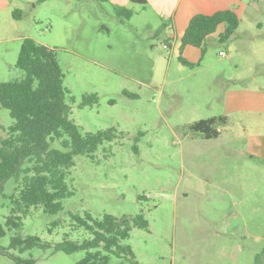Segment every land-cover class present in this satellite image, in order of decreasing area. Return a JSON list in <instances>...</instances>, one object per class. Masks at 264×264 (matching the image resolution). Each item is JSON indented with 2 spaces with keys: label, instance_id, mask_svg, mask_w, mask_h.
Wrapping results in <instances>:
<instances>
[{
  "label": "rangeland",
  "instance_id": "374dc122",
  "mask_svg": "<svg viewBox=\"0 0 264 264\" xmlns=\"http://www.w3.org/2000/svg\"><path fill=\"white\" fill-rule=\"evenodd\" d=\"M4 3L0 82L22 75L15 65L19 48L25 37L33 38L56 54L74 98L68 100L74 123L82 132L114 127L117 137L103 142L93 158L74 157L66 176L73 194L62 200L61 211L31 208L22 228L0 237V264H15L12 256L38 264H77L82 250L19 252L10 242L15 234L36 235L52 246L65 236L88 238L70 217L85 212L97 219L105 213L143 215L148 226L133 227L125 241L136 264H264V160L251 162L247 148L251 136L264 133V114L245 115L249 130L233 119L216 139L205 140L189 129L192 121L220 113L223 77L255 88L264 85V64L248 67L250 50L235 42L227 50L228 42L216 39L218 27L210 36L216 42L206 39L202 62L182 65L176 50L163 48L171 28L162 25L166 21L147 1ZM114 4L133 14L121 20ZM15 8L22 12L19 19L12 18ZM92 93L97 102L79 107L82 96ZM11 122L0 107V139ZM14 187L9 179L0 192V223L10 213ZM120 261L111 254L107 264Z\"/></svg>",
  "mask_w": 264,
  "mask_h": 264
},
{
  "label": "trees",
  "instance_id": "16d2710c",
  "mask_svg": "<svg viewBox=\"0 0 264 264\" xmlns=\"http://www.w3.org/2000/svg\"><path fill=\"white\" fill-rule=\"evenodd\" d=\"M130 1L146 4V0ZM113 10L121 20L133 14L131 8L123 5L114 4ZM21 13L17 8L11 11L13 19H19ZM169 22L162 25L167 27ZM221 24L225 27L219 41L225 42L238 27L237 13L224 9L212 14L194 15L180 38L179 62L188 67L198 65L199 62H189L182 56L183 46L199 48L202 57L206 39ZM164 45L168 48L167 42ZM15 65L22 75L0 82V107L6 109L12 119L7 127V135L0 139V192L7 180L15 182V194L9 197L12 207L5 221L0 223V237L6 235L8 230L22 228V218L31 208H42L48 214L61 211L62 200L73 194L66 183V176L74 165V157L85 154L93 158L103 142L117 137L114 127L82 132L71 119L68 100L73 101L74 98L63 83L64 73L52 48L25 37ZM97 99L95 93L83 95L78 106L94 104ZM225 123V116H212L193 121L189 129L210 139L220 135L219 127ZM55 142L58 146H52ZM133 147L136 150V146ZM70 217L77 226L89 232L88 238L71 240L65 236L52 246L36 235L21 237L15 234L11 237V247L19 252L34 247L52 248L65 253L82 250L84 255L77 264H107L111 254L121 259L120 264H124V259L136 264L133 251L125 241L133 227L148 226L142 214L114 216L105 213L97 219L85 212L83 216L70 213ZM12 258L15 264H38L31 257Z\"/></svg>",
  "mask_w": 264,
  "mask_h": 264
},
{
  "label": "crops",
  "instance_id": "0c3cea01",
  "mask_svg": "<svg viewBox=\"0 0 264 264\" xmlns=\"http://www.w3.org/2000/svg\"><path fill=\"white\" fill-rule=\"evenodd\" d=\"M146 1L157 9L160 19L170 21V24H168L167 27L171 28V32H169V41L167 44L168 48H172L177 51V55L181 46L180 38L186 29L189 20L194 15L212 14L215 11L224 9L234 10L238 15L239 24L234 33L227 40V50L231 47V42H235L239 45L240 43L244 44L247 50H250V59L247 62L248 67L264 64V54L260 52L261 50H264V0ZM5 6L6 4L4 3V0H0V8ZM218 27H220V29L216 34V39H219V35L224 30L225 25L221 24ZM211 35L208 36V39H211L212 42H216L215 38L212 39L210 37ZM224 53L225 54L221 56H229L227 52ZM181 54L189 62H199L198 65L202 62L199 48L185 45L182 48ZM222 80L225 85V91L220 99L218 98L221 101L220 113H218V115H210L208 117L220 115L226 117V123L219 127L220 135L223 129L226 130L225 128L230 125L233 119L241 125L242 130H245L246 127L249 130L251 125L246 122L245 115L251 116L254 113L264 114V85L251 88L250 85L247 84V81H245L240 84L241 86H238L236 84L238 81L236 77H223ZM192 106L196 109L198 106L197 101L193 102ZM260 123L264 125V118L261 119ZM220 135L218 137H220ZM247 148L250 154L249 159L251 162H262L261 159L264 160V133L260 132V134L251 136L247 144Z\"/></svg>",
  "mask_w": 264,
  "mask_h": 264
},
{
  "label": "built area",
  "instance_id": "2783aa9c",
  "mask_svg": "<svg viewBox=\"0 0 264 264\" xmlns=\"http://www.w3.org/2000/svg\"><path fill=\"white\" fill-rule=\"evenodd\" d=\"M163 48H166V45H163ZM225 53L222 51L221 55H224Z\"/></svg>",
  "mask_w": 264,
  "mask_h": 264
}]
</instances>
